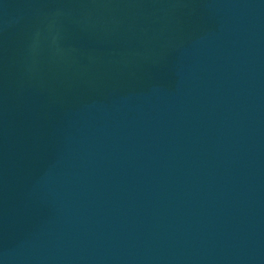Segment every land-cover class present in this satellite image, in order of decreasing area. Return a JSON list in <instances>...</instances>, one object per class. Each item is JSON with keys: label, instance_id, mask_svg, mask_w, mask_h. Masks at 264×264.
<instances>
[{"label": "water", "instance_id": "water-1", "mask_svg": "<svg viewBox=\"0 0 264 264\" xmlns=\"http://www.w3.org/2000/svg\"><path fill=\"white\" fill-rule=\"evenodd\" d=\"M0 264H264V0H0Z\"/></svg>", "mask_w": 264, "mask_h": 264}]
</instances>
